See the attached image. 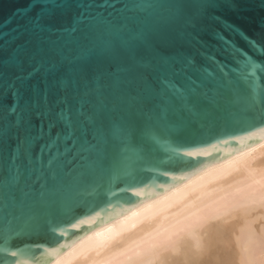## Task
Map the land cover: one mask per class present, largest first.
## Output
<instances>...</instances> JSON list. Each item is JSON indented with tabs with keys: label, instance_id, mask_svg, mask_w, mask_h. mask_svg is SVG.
Instances as JSON below:
<instances>
[{
	"label": "water",
	"instance_id": "water-1",
	"mask_svg": "<svg viewBox=\"0 0 264 264\" xmlns=\"http://www.w3.org/2000/svg\"><path fill=\"white\" fill-rule=\"evenodd\" d=\"M208 3L220 24L202 34L203 48L187 53L195 64L177 58L171 69L184 97L159 85L163 95L132 136L119 131L118 111L105 110L106 145L92 125L96 105L88 99H79L77 112L73 98L72 123L58 121L54 81L45 80L29 101L17 95L14 66L31 64L32 37L54 17L62 44L72 46L85 28L134 43L172 22L177 5L196 13ZM79 12L86 21L74 34ZM245 59L249 67L264 64V0H0V264L55 260L84 233L262 140L264 71L242 79ZM97 86L111 109L122 84ZM22 113L27 140L19 129Z\"/></svg>",
	"mask_w": 264,
	"mask_h": 264
},
{
	"label": "bare ground",
	"instance_id": "bare-ground-1",
	"mask_svg": "<svg viewBox=\"0 0 264 264\" xmlns=\"http://www.w3.org/2000/svg\"><path fill=\"white\" fill-rule=\"evenodd\" d=\"M45 264H264V138L84 233Z\"/></svg>",
	"mask_w": 264,
	"mask_h": 264
},
{
	"label": "snow or ice",
	"instance_id": "snow-or-ice-1",
	"mask_svg": "<svg viewBox=\"0 0 264 264\" xmlns=\"http://www.w3.org/2000/svg\"><path fill=\"white\" fill-rule=\"evenodd\" d=\"M65 7L71 10L74 5L68 3ZM190 7L177 5L172 22L157 28L147 37H138L134 43L105 39L98 28H85L82 32L81 25L86 20L81 19L79 12L71 31L74 34L82 32L80 39L72 46L62 44L59 42L62 25L54 17L32 37L31 47L35 55L31 57V64L26 66V62L22 61L14 66L15 76L19 77L17 95L21 98L27 95L26 101H29L35 90L45 88V80L49 85L54 81L53 88L59 94L58 121L72 123L75 119L73 98L77 112L82 110L79 99H88L96 105L89 111L92 125L103 133L106 145L105 110L118 111L122 120L119 131L126 136L134 135L140 121L150 118L164 89L184 97L182 88L176 87L177 80L171 69L177 58L185 64H195L194 58L187 53L203 48L202 34L210 25L220 24L219 18H210L211 3L196 6L203 9L200 12L184 11ZM249 65L250 61L245 59L239 69L242 79L253 76L257 70L264 71V64ZM0 67L5 70V66ZM101 81H116L123 86L111 109L101 88L93 87ZM159 85H163L164 89ZM129 96L133 97L131 104L128 103ZM189 100L198 106L190 96ZM28 127L27 114L22 113L19 129L25 140L30 135Z\"/></svg>",
	"mask_w": 264,
	"mask_h": 264
}]
</instances>
